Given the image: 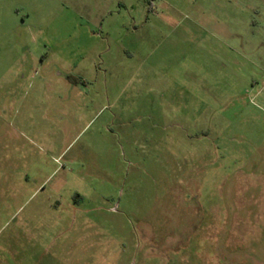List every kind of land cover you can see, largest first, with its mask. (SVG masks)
Wrapping results in <instances>:
<instances>
[{
  "label": "rangeland",
  "instance_id": "obj_1",
  "mask_svg": "<svg viewBox=\"0 0 264 264\" xmlns=\"http://www.w3.org/2000/svg\"><path fill=\"white\" fill-rule=\"evenodd\" d=\"M0 264H264V0H0Z\"/></svg>",
  "mask_w": 264,
  "mask_h": 264
}]
</instances>
